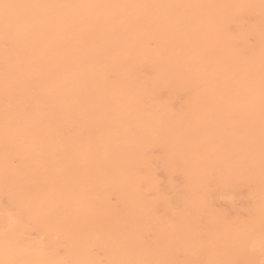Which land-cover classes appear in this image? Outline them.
I'll return each instance as SVG.
<instances>
[{
    "label": "bare ground",
    "instance_id": "bare-ground-1",
    "mask_svg": "<svg viewBox=\"0 0 264 264\" xmlns=\"http://www.w3.org/2000/svg\"><path fill=\"white\" fill-rule=\"evenodd\" d=\"M0 264H264V0H0Z\"/></svg>",
    "mask_w": 264,
    "mask_h": 264
}]
</instances>
